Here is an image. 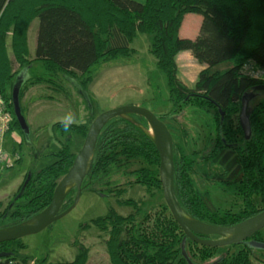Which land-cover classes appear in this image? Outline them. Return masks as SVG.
Masks as SVG:
<instances>
[{
  "label": "trees",
  "instance_id": "1",
  "mask_svg": "<svg viewBox=\"0 0 264 264\" xmlns=\"http://www.w3.org/2000/svg\"><path fill=\"white\" fill-rule=\"evenodd\" d=\"M189 14L205 20L202 35L195 40L182 39L179 34ZM34 21L38 29L31 57L28 35ZM139 35L152 37L150 53L157 69L167 78L172 112L159 119L164 122L169 118L176 123L182 110L192 108L193 115H205L211 123L209 139L202 150H198V142L187 127L181 124L173 129L167 125L174 141V186L181 207L190 217L217 227H233L264 211V122L260 120L264 92L255 91L264 85V79L243 70L245 65H252L264 72V0H146L145 4L133 0H0V101L13 117L7 140L14 132H22L12 103L13 87L21 73L16 72L17 68L37 62L44 69L43 75L31 77L21 89L24 116L22 99L31 88L56 85L55 90L62 91L53 79L59 73L88 88L101 67L136 54L131 45ZM183 52H190L200 65L206 66L192 87L178 77L177 57ZM224 63H230V68L213 71ZM244 97L250 101L249 140L239 121ZM257 99L259 102L252 108ZM93 119L82 124H52L53 137L61 147L50 154L55 161L26 174L5 210L0 202V230L31 220L51 204L59 181L77 156L71 141L75 136L85 140ZM149 131L146 120L136 115L109 122L99 136L83 191L120 199L125 189L114 183L117 173L123 171L121 175L130 178L125 187L140 186L147 194L163 193L160 155ZM10 140L11 155H18L16 145L21 143ZM17 161L16 165L21 164V157ZM137 161L144 166L127 171ZM211 185L232 189L242 202L241 209L219 212L206 189ZM76 193V189L70 192L62 211L70 208ZM118 203L133 212L121 216L111 208L105 217L92 222V226L109 235L110 264H188L182 256L185 235L166 203L154 213L140 200L121 199ZM261 232L252 240L264 242ZM192 246L200 245L187 241L186 252L196 264H212L219 259V264H264V251L247 244L200 246L199 256L192 253ZM235 247L238 250L231 254ZM24 250L22 240L0 245V254L8 255L4 259L16 264L34 262L23 254ZM89 254V249L81 246L73 262L54 264H88ZM34 263L49 264L46 259Z\"/></svg>",
  "mask_w": 264,
  "mask_h": 264
},
{
  "label": "rangeland",
  "instance_id": "2",
  "mask_svg": "<svg viewBox=\"0 0 264 264\" xmlns=\"http://www.w3.org/2000/svg\"><path fill=\"white\" fill-rule=\"evenodd\" d=\"M35 44L36 40L32 39L31 46H35ZM151 45V36L139 35V38L131 45V48L137 50V53L128 59H119L101 67L88 88L81 87L77 81L59 73L53 79L56 80L57 85L62 87V91L57 92L54 88L56 85L54 87L38 85L26 93L22 99V105L28 133L17 131L7 140L5 148L7 153H12L10 139L18 144L21 143V145H16L18 155L17 152L12 155L14 158L16 157L13 167L6 170L0 178L2 210H5L14 199L26 174L41 170L54 163L55 159L50 154L59 151L61 147L53 137L52 124L56 122L87 123L92 118L96 119L103 112L120 107L144 108L158 118L172 112V105L168 102L167 78L156 67V60L150 53ZM230 66V63H224L215 67L213 71H225ZM24 68H17L16 72H22ZM185 68L181 70L178 77L181 79L186 77L187 81L198 79L200 71L198 66L188 64V67ZM26 69L28 71L26 77L29 78L44 74L43 67L37 62ZM254 72H259L260 74L258 73L256 76L264 79V72ZM187 84L192 87L195 83ZM48 96L53 100H46ZM258 102L259 99L253 101L252 108ZM192 110V108L182 110L181 115L177 116L176 123L170 121L169 118L164 123L173 129L179 128L181 124L187 127L194 141L198 142V150H202L208 142L211 123L209 117L195 116ZM260 120L264 122V111ZM84 141L75 136L71 141L73 152L78 154ZM20 157L21 164L16 165ZM142 166H144L143 163L137 161L127 171H134ZM121 174L123 171L117 173L114 183V185L125 189L120 199L114 196L103 197L84 190L78 204L68 215L43 232L22 239L23 244L26 245L23 254L31 257L34 262L46 259L49 264L70 263L75 260L79 248L83 246L89 249L88 264H110L107 251L109 235L92 226V222L100 217H105L111 208L121 216L131 214L132 208L118 203L121 199L140 200L153 213L158 211L162 204H165L163 193L154 191L151 195L147 194L140 186L125 187V183L130 178ZM206 189L210 191L213 205L219 212H238L241 209L242 202L232 189L222 185H211ZM261 235L264 241V229ZM237 250V247L231 248V254ZM200 252V246H192L194 255L199 256ZM255 254L257 257L260 256L259 252H255ZM34 262L30 264H35ZM255 264L259 263L255 261Z\"/></svg>",
  "mask_w": 264,
  "mask_h": 264
},
{
  "label": "water",
  "instance_id": "3",
  "mask_svg": "<svg viewBox=\"0 0 264 264\" xmlns=\"http://www.w3.org/2000/svg\"><path fill=\"white\" fill-rule=\"evenodd\" d=\"M24 70V72L22 71L23 73L21 72L16 78L12 92V103L15 118L22 132L28 133V126L22 114L20 104L21 89L30 79L26 77V73L28 72L27 69ZM255 91L264 92V85L256 87ZM249 102L247 97L243 98L242 109L239 115L240 125L246 140H249L252 134L249 119ZM131 115H136L146 120L150 129L148 134L152 137L160 155L159 176L164 201L173 219L180 226L185 235L182 242V256L187 263L196 264L192 262L186 252L188 240L208 248H224L232 245L247 244L250 248L264 251V242L252 240L264 229V211L233 227L209 225L190 217L185 212L177 199L174 186L175 167L173 137L163 121L151 111L139 107H120L103 112L94 119L89 127L82 149L77 154L71 169L59 181L51 204L31 220L15 227L0 230V245L39 234L68 215L76 207L81 198L83 184L91 173L96 145L103 129L112 120ZM29 179L30 176L28 177V181ZM73 189L77 190L74 202L70 208L62 211L66 198ZM212 237H217V239H212ZM4 258H8V255L0 254V259ZM221 260L222 259H219L212 264H219Z\"/></svg>",
  "mask_w": 264,
  "mask_h": 264
},
{
  "label": "crops",
  "instance_id": "4",
  "mask_svg": "<svg viewBox=\"0 0 264 264\" xmlns=\"http://www.w3.org/2000/svg\"><path fill=\"white\" fill-rule=\"evenodd\" d=\"M133 1H136V2H138L140 4H145L146 3V0H133ZM204 22H205L204 18L199 16V15H196V14L187 15L184 18L183 24H182L181 29H180V33H179L180 37L182 39L195 40L197 37L202 35V28L204 26ZM37 29H38V22L34 21L32 23V25H31L30 29H29V35H28L29 52H30L31 57H34V52H35V49H36V44H35V46H31V40L32 39L36 40V38H37ZM137 38H139V36H137ZM137 38L135 40H137ZM9 47H10V45H9ZM135 51H136L135 53H137V50H135ZM188 64L189 65H194L195 64L196 66H198L199 69H200L199 74H200L201 71H203L206 68V66L200 65L193 58V56L191 55L190 52H183L177 57L178 75H180L181 70H184V69H186L185 67H188ZM179 79L181 81H183V82L185 81L184 82L185 84H187V83L193 84V82L196 83L197 80H198V79H195V81H187L186 77L182 78L183 80L180 77H179ZM46 100H50L51 101V100H53V98L52 99H46Z\"/></svg>",
  "mask_w": 264,
  "mask_h": 264
},
{
  "label": "built area",
  "instance_id": "5",
  "mask_svg": "<svg viewBox=\"0 0 264 264\" xmlns=\"http://www.w3.org/2000/svg\"><path fill=\"white\" fill-rule=\"evenodd\" d=\"M250 67V69H248ZM256 67L252 65H245L243 70L247 75H251L254 78H261L256 76L259 72L255 73L254 71H259L255 69ZM253 71V72H250ZM260 74V73H259ZM13 122V117L7 110V108L0 101V177L3 172L7 169L13 167V162L16 161L10 153H7L5 150V144L7 141L8 132ZM0 264H16L15 261L9 259H0Z\"/></svg>",
  "mask_w": 264,
  "mask_h": 264
}]
</instances>
